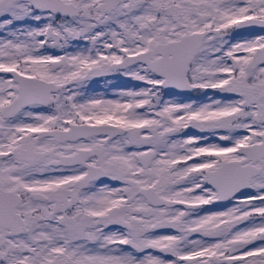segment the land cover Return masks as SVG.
I'll return each instance as SVG.
<instances>
[{
    "label": "snow or ice",
    "instance_id": "obj_1",
    "mask_svg": "<svg viewBox=\"0 0 264 264\" xmlns=\"http://www.w3.org/2000/svg\"><path fill=\"white\" fill-rule=\"evenodd\" d=\"M0 264H264V0H0Z\"/></svg>",
    "mask_w": 264,
    "mask_h": 264
},
{
    "label": "rangeland",
    "instance_id": "obj_2",
    "mask_svg": "<svg viewBox=\"0 0 264 264\" xmlns=\"http://www.w3.org/2000/svg\"><path fill=\"white\" fill-rule=\"evenodd\" d=\"M112 83L115 87L117 88H123V87H132L133 86V82H126V81H122L121 79L117 78V77H112ZM94 88V90L96 92H103L104 91V87H103V81H100L97 84H94L92 86ZM113 89L109 88L108 89V93L111 96Z\"/></svg>",
    "mask_w": 264,
    "mask_h": 264
},
{
    "label": "flooded vegetation",
    "instance_id": "obj_3",
    "mask_svg": "<svg viewBox=\"0 0 264 264\" xmlns=\"http://www.w3.org/2000/svg\"><path fill=\"white\" fill-rule=\"evenodd\" d=\"M117 78L121 79L122 81L130 82V81H128L127 79H125L123 77H117Z\"/></svg>",
    "mask_w": 264,
    "mask_h": 264
}]
</instances>
